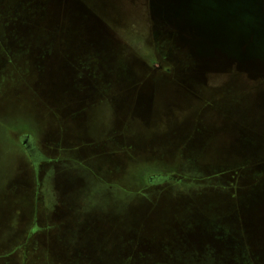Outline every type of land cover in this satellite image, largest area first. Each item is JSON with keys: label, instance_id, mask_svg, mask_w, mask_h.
Returning <instances> with one entry per match:
<instances>
[{"label": "rangeland", "instance_id": "1", "mask_svg": "<svg viewBox=\"0 0 264 264\" xmlns=\"http://www.w3.org/2000/svg\"><path fill=\"white\" fill-rule=\"evenodd\" d=\"M166 1L0 0V264H264V0Z\"/></svg>", "mask_w": 264, "mask_h": 264}, {"label": "water", "instance_id": "2", "mask_svg": "<svg viewBox=\"0 0 264 264\" xmlns=\"http://www.w3.org/2000/svg\"><path fill=\"white\" fill-rule=\"evenodd\" d=\"M193 0H170L165 2L164 10L168 11L169 13L173 15H178V13L182 12L184 10V5L186 4V9L191 8ZM196 1V0H194ZM240 2L239 0H237ZM243 2V10L241 12L242 16H254L252 12V5L254 4V0H241ZM250 25L249 28H251L252 31H254V24H248ZM258 28L256 29L257 35H258V40L261 42V44L264 43V18L263 17H258V23H257ZM261 60L258 63L259 65V70L261 74H264V51H262V55L260 57ZM26 140H29V136H25Z\"/></svg>", "mask_w": 264, "mask_h": 264}, {"label": "trees", "instance_id": "3", "mask_svg": "<svg viewBox=\"0 0 264 264\" xmlns=\"http://www.w3.org/2000/svg\"><path fill=\"white\" fill-rule=\"evenodd\" d=\"M19 4H20V7L22 9V13H26L27 10H29L28 8H26L28 5L31 4V0H19ZM7 20L9 18V16H6ZM19 133H25L24 131H20ZM156 176V175H155ZM156 179V177H150L147 179V181L151 182V181H154ZM257 186L259 185L257 182L255 183Z\"/></svg>", "mask_w": 264, "mask_h": 264}, {"label": "flooded vegetation", "instance_id": "4", "mask_svg": "<svg viewBox=\"0 0 264 264\" xmlns=\"http://www.w3.org/2000/svg\"><path fill=\"white\" fill-rule=\"evenodd\" d=\"M23 144H24V145H26V144H27V140H26V138L24 139V141H23ZM28 147H29V146H28V145H26V148H27V149H28Z\"/></svg>", "mask_w": 264, "mask_h": 264}]
</instances>
